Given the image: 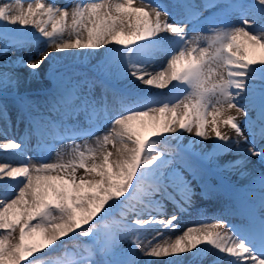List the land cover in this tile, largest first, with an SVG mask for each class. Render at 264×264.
<instances>
[{"label":"snow or ice","instance_id":"6c2138e0","mask_svg":"<svg viewBox=\"0 0 264 264\" xmlns=\"http://www.w3.org/2000/svg\"><path fill=\"white\" fill-rule=\"evenodd\" d=\"M173 7L180 19H161L171 15L161 0H78L70 8L9 0L0 6L6 42L0 55L34 45L39 57L13 66L38 76L48 49L78 59L103 48L105 64L115 66L119 78L147 86L122 94L113 110L106 96L97 100L84 90L87 81L57 74L55 91L40 105L19 94L16 73H0V120H11L5 102L11 91L17 123L27 121L20 141L0 133V264H206L208 258L211 264H264V173L258 195L239 198L242 223L205 215L185 225L178 214L194 204V181L208 197L215 172L241 167L248 157L264 164V55L253 58L257 49L264 53V0H176ZM205 11L212 14L203 17ZM202 19L210 34L189 35L188 25ZM160 53L167 55L164 65L149 70ZM221 124L237 139L222 133ZM193 133L197 139L183 145ZM30 136L37 139L36 160L27 154ZM89 136L95 144L76 143ZM210 139L212 150L205 151ZM66 140L71 151L50 159L55 143ZM229 152L241 159L218 163ZM162 201L177 211L168 213ZM80 238L91 243L79 259H61L57 249ZM125 240L132 247L122 248Z\"/></svg>","mask_w":264,"mask_h":264},{"label":"bare ground","instance_id":"6f19581e","mask_svg":"<svg viewBox=\"0 0 264 264\" xmlns=\"http://www.w3.org/2000/svg\"><path fill=\"white\" fill-rule=\"evenodd\" d=\"M3 1H6V0H0V2H3ZM46 2V1H45ZM46 3H50V2H46ZM138 4V2H137ZM3 4L0 3V6H2ZM62 6H64V4L62 3ZM25 7H27V4L25 3ZM61 7V6H60ZM172 19V18H170ZM175 19H180V16L176 15V18ZM41 46V49L44 48V43L40 45ZM112 47H115V45H113ZM48 51L50 52V58L49 60H45L44 61V64L39 68L37 69L36 71L39 73V75H41L42 77L45 76L46 73H50V69L52 67V64L57 61L58 58L60 57H63V56H67L68 58H70L71 60L72 59H75V60H80L82 62L83 61V57L81 58H73L69 55V53L67 52H63V53H60V52H55L51 49H48ZM105 49L101 48L99 50V55L97 54H93L91 56H87L89 59H91L92 62H88V63H93L94 65L97 66L96 68V71L99 70V67L101 66H106L105 64V57L103 55ZM264 55V53H262L259 49H257L255 51V53L253 54V58H256V59H259L261 58V56ZM55 58V59H53ZM166 59H164V61H157V64H159V67H162L164 65V62H165ZM85 63V62H84ZM87 64V63H85ZM104 67H101V71L104 72L103 70ZM8 72H12L10 70H7ZM30 70L29 68H22L19 72H16V74L20 77V80H21V84H20V87H23L22 89L19 90V92H23V91H34V90H39L41 88H45L46 86L44 87H41L40 86V83L39 81H43V79H40V80H37L34 78V76L30 75ZM106 73V72H104ZM110 73L111 74H107V79L109 80H113V81H118V79H122V78H119L117 76V73H116V68L115 66H112V68L110 69ZM104 76V74L102 75V77ZM123 80V83L125 82V79H122ZM259 84V82H257ZM147 89V88H145ZM151 90H157V89H151ZM120 97V95L118 96ZM231 114H234V111L231 112ZM236 115V113H235ZM239 117V120L243 121L245 118L241 117L240 115H238ZM244 127V130H248V126L247 125H243ZM139 131H141L142 135L143 136H148L150 133L148 130H144V129H138ZM221 131L222 133L224 134H227L228 136H230L232 139H237L236 137V133L234 132V130H232L229 126H224L223 124H221ZM209 132H211V128L209 126ZM213 135V139H214V134ZM251 136H249L248 138H250ZM95 139L96 137L95 136H89V137H86V138H77L76 140V143L78 144H81V145H84L85 143L87 144H95ZM197 139L195 136H194V133L192 135H185L183 140L181 141V143L183 145H188L189 141H192V140H195ZM172 143H176L175 141H172ZM204 144L207 145V147L205 148V151H211L212 150V145H213V140L210 139V140H206L204 141ZM71 147H72V141L71 140H68L64 143L62 142H57L56 145H55V148L53 150V152L51 153V156H50V159H55V156H56V152H59V151H64V152H70L71 151ZM197 148L199 147L198 145L196 146ZM29 157H31L33 160H36L40 157V154L37 153L36 151H31L30 154H28ZM241 159V157L235 153H226V154H222L218 157V163L220 164H225V163H228L229 161H235V160H239ZM4 160V156H1L0 157V161H3ZM13 164H17L18 161L16 160H11L9 161ZM214 167V165H212ZM234 172V179L235 181L237 182H244V183H248L250 181H253L255 180V178L259 177L262 173H264V165L262 163H260L259 159L257 157H248L247 160L245 161V163L239 168H236L232 171H223L224 174H228V176L230 177V174ZM83 174V173H82ZM214 180V179H213ZM216 182H219V181H216ZM194 184L195 186H198L197 182L194 181ZM219 184H221V182H219ZM215 196L210 199V202L208 203V205H211L213 206L214 208H216V211L219 209V211L225 209L224 211V215L227 217V221H229L230 223H234L232 222V220L230 219V214L228 212V207L225 206V208L222 206V203H223V200L219 198V195L214 194ZM217 196V197H216ZM221 196H224V195H221ZM226 204H227V200H226ZM213 211H210L208 210L204 215L206 216H211ZM119 217V216H117ZM201 218L200 215H198L196 212H188L186 213V215H184V219L182 220L183 223L185 225H191V224H194L196 223L199 219ZM235 224V223H234ZM227 230V229H226ZM122 248H130L132 247L131 245V241L130 240H127L124 244H122L121 246ZM137 255H139V253L137 252ZM142 259H144L142 257ZM211 261L212 258H208L206 259V262L207 261Z\"/></svg>","mask_w":264,"mask_h":264},{"label":"rangeland","instance_id":"374dc122","mask_svg":"<svg viewBox=\"0 0 264 264\" xmlns=\"http://www.w3.org/2000/svg\"><path fill=\"white\" fill-rule=\"evenodd\" d=\"M9 2V0L0 2L1 4L7 3ZM58 2H60V0H56V5L61 6V4H58ZM10 28H19V25H9ZM29 31L33 32V34L37 37H39V33L32 28L28 29ZM42 40V38H41ZM43 44V43H41ZM40 44V45H41ZM6 45V42L3 40H0V49H3ZM41 48V46H39ZM31 57L33 60L38 59V55H37V48L36 46H25V47H20V48H15V47H10L7 49L6 53L3 55H0V73L6 72L7 70H10L14 73L19 72L22 68L25 67H20L18 65L13 66V64L11 62H14L16 60H18L19 58H28ZM83 61L85 63H87L85 65V67L79 65V64H85L84 62L80 61V60H75V59H70L67 56H63L57 59V61H55L52 64V67L50 69V73H46L45 76H34L35 79L40 80L43 79V81H39L40 86L44 87V86H55L56 81H55V76L57 74H64L66 76H71L72 79L75 81H79V82H84L87 81L89 83V78L85 77V76H90L88 75V70L92 72V70H94V68L90 65V63L88 62H92L91 59H89L88 57H83ZM112 68V66H105L103 68L104 72H107L108 74L110 73V69ZM156 68V63H152L149 66V70H153ZM30 72L32 71L31 69H29ZM8 72V71H7ZM91 77V76H90ZM40 78V79H38ZM128 81V80H126ZM92 83L94 84V82L92 81ZM135 83V84H134ZM133 84L136 86H139L141 88H145L147 86L140 84L139 81L134 82ZM96 84V83H95ZM89 86V85H88ZM87 85L85 86V88H87L86 91H88L89 89L91 90L92 95H94V91H96L97 89L99 91L102 90L101 87H98L97 85L94 87H88ZM23 87H20V89H22ZM84 88V89H85ZM19 89V90H20ZM36 92L35 91H23V92H19V94L21 95H25L27 96L29 99L35 101L36 99ZM38 100H36V102L39 104L41 102V97H37ZM98 100V99H97ZM9 106L12 105V102H14V97L11 94V91H9L8 95H7V99L5 101ZM9 114L12 115V113L9 112ZM80 121L82 123H84V116L81 115L79 117ZM13 132L15 130V133H13L14 135L10 134V136L6 135L7 138L9 139H14L17 140V130L18 128H16L15 124H14V120L11 118V120L8 123H5V121L2 120V122H0V133H6V130ZM13 128V129H12ZM17 133V135H16ZM2 138V137H0ZM3 156V154H0V157ZM80 174H82V170L80 172ZM116 219H118L116 217ZM127 240L123 241L121 243L124 244ZM91 243L89 238H80L77 241L74 242H70L66 247H61L57 249V253L61 254L60 258H64L65 261H71V260H75L79 258V255L81 253H83L84 247L86 245H89Z\"/></svg>","mask_w":264,"mask_h":264}]
</instances>
